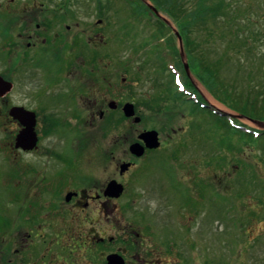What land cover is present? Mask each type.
<instances>
[{"label": "rangeland", "instance_id": "374dc122", "mask_svg": "<svg viewBox=\"0 0 264 264\" xmlns=\"http://www.w3.org/2000/svg\"><path fill=\"white\" fill-rule=\"evenodd\" d=\"M63 1L5 0L9 10L55 9ZM137 1L67 0V8L78 11L84 24L103 21L100 66L112 77L109 80L116 93L102 89V98L111 95L119 103H133L142 119L136 128L158 131L163 142L162 149L146 158L143 167L131 172L117 217L126 219L150 246L166 250L162 258L166 256L168 264H264V138L256 143L246 140L222 127L212 115L190 109L177 99L172 84L177 78L168 67L178 63L170 55L179 52L178 42L171 37L177 25L161 10L170 27L159 24L142 12ZM232 1L242 10L241 35L248 36L251 30L261 32L252 45L264 54V0ZM10 18L7 13V20ZM216 41L225 44L223 50L227 48V40ZM250 58L255 65V56ZM241 59L246 66L247 58ZM192 74L193 83L208 103L233 115L239 124L264 130L217 101ZM169 88L174 93L169 94ZM28 89L29 78L23 81L22 92H30ZM123 121L115 117L112 122L99 123L97 118L90 129L81 128L85 139L92 137L84 166L101 181L117 161L110 152L121 156L124 141L131 134ZM102 222L105 224L103 218ZM105 232L112 233L109 229Z\"/></svg>", "mask_w": 264, "mask_h": 264}, {"label": "flooded vegetation", "instance_id": "af4514ba", "mask_svg": "<svg viewBox=\"0 0 264 264\" xmlns=\"http://www.w3.org/2000/svg\"><path fill=\"white\" fill-rule=\"evenodd\" d=\"M102 22L84 24L68 8L9 10L0 0V77L13 84L10 92H0V264H109L111 255L124 264L170 262L162 258L166 250L150 246L117 217L131 172L163 142L158 132L160 148L134 155L131 146H145L140 135L154 129L136 128L142 123L136 106L138 123L123 115L129 102L102 98V89L116 93L100 66ZM27 78L30 92H22ZM189 96L191 109L197 103ZM14 109L31 113L33 120ZM115 117L131 134L121 156L110 152L117 161L101 181L84 166L92 137L85 139L81 128ZM29 126L34 136L24 141L21 134ZM124 163L131 165L121 172ZM112 181L123 186L119 197L107 192Z\"/></svg>", "mask_w": 264, "mask_h": 264}, {"label": "trees", "instance_id": "16d2710c", "mask_svg": "<svg viewBox=\"0 0 264 264\" xmlns=\"http://www.w3.org/2000/svg\"><path fill=\"white\" fill-rule=\"evenodd\" d=\"M151 1L176 23L190 69L207 91L228 109L250 120L264 123V54L252 45L261 32L251 30L248 36L241 35L240 6L231 0H214L213 3L208 0ZM219 39L225 42L227 40L225 50L222 49L225 44L222 46L216 41ZM210 42H213V46ZM172 48L175 50L174 45ZM251 55L255 56V65L252 64ZM173 56L184 74L185 83L192 87L177 50ZM242 57L248 60L246 66L243 65ZM232 71H235V75ZM244 79L247 80L245 83ZM171 88L168 90L169 94L173 92ZM177 99L180 100L179 97ZM196 110L200 111V108L197 106ZM215 118L222 127H228L230 131L239 133L253 143L264 138L263 134L255 140L252 135L229 127L225 120Z\"/></svg>", "mask_w": 264, "mask_h": 264}, {"label": "water", "instance_id": "95a60500", "mask_svg": "<svg viewBox=\"0 0 264 264\" xmlns=\"http://www.w3.org/2000/svg\"><path fill=\"white\" fill-rule=\"evenodd\" d=\"M150 7L153 11L157 12V10L154 7L152 6ZM179 40L181 42V37H179ZM185 68L188 73L189 71L187 64L185 65ZM12 88L13 85L11 83L5 81L3 78L0 77V92H10ZM14 110H16L17 112H22V113L24 112L25 114H27L26 119H28L29 121L33 120V115L29 112L27 113L24 109H14ZM123 111L126 117H133L135 115V109L132 104L129 103L126 104L123 108ZM135 122L136 123L140 122V118L139 117L135 118ZM33 136L34 133H33V128L31 126L25 129L21 134V137L24 141L30 140ZM139 138L145 143V147L141 146L139 143H136L133 144L130 148L131 152L138 157H141L144 154L146 148L157 149L161 145L157 131L144 132L140 135ZM129 167L130 164H123L121 166V172H125ZM107 192H109L112 195H115L116 197H119L123 193V186H121L115 181H112L108 186ZM120 260H121L120 257L116 255L108 257V261L110 264H124L123 261Z\"/></svg>", "mask_w": 264, "mask_h": 264}]
</instances>
